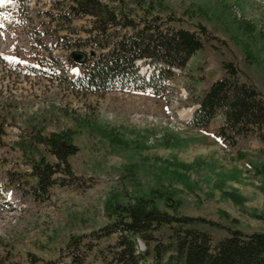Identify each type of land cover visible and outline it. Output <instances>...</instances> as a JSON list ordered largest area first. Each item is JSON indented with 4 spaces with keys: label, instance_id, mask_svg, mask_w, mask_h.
Here are the masks:
<instances>
[{
    "label": "rangeland",
    "instance_id": "rangeland-1",
    "mask_svg": "<svg viewBox=\"0 0 264 264\" xmlns=\"http://www.w3.org/2000/svg\"><path fill=\"white\" fill-rule=\"evenodd\" d=\"M69 4L75 0H0V264H70L64 247L80 236L97 244L83 264H102L96 250L115 235L96 243L90 234L112 220L114 206L154 191L170 195L180 215L203 219L196 226L214 243L230 230L264 233V141L252 134L223 143L215 136L221 117L205 130L188 124L198 94L224 76L222 62L264 95V0H163L170 26L206 28L203 49L154 92L102 97L72 86L82 70L73 54L93 51L64 47L84 37L91 18L73 21L74 33L51 22L48 14ZM66 132L77 147L68 157L73 176L58 173L40 201L32 165L57 163L40 140ZM155 206L168 210L160 199Z\"/></svg>",
    "mask_w": 264,
    "mask_h": 264
},
{
    "label": "trees",
    "instance_id": "trees-1",
    "mask_svg": "<svg viewBox=\"0 0 264 264\" xmlns=\"http://www.w3.org/2000/svg\"><path fill=\"white\" fill-rule=\"evenodd\" d=\"M156 2L142 0L136 8L125 0H112L111 5L99 0H75L66 10L48 14L52 23L70 33H74L70 30L73 21L91 18L84 37L64 43L67 50L93 51L84 55L83 62H76L82 70L72 80L74 89L98 97L112 91L154 92L158 81L163 85L172 79L174 69L184 68L203 49L206 28L198 25V31H191L170 26V21L160 16L167 10L163 0L157 2V11ZM245 53L252 57L247 50ZM143 66L149 69L147 77L140 71ZM222 69L224 76L196 97L197 107L188 124L205 130L212 120L221 117L215 136L223 143L235 145L252 134L264 141V95L252 83L240 80L233 62H222ZM72 141L71 132L52 133L40 140L57 160L55 165L43 159L32 165L37 181L31 189L40 201L49 198L58 173L73 176L68 157L77 152V147ZM153 193L149 199L114 206L112 220L90 234L96 243L115 235L112 243L96 250L102 264H264V233L230 230L227 237L214 243L196 226L206 223L203 219L180 215L170 195ZM156 199L162 200L168 210L158 209ZM84 238L71 237L65 245L70 264H83L97 245L86 244ZM45 264L59 262L49 260Z\"/></svg>",
    "mask_w": 264,
    "mask_h": 264
},
{
    "label": "water",
    "instance_id": "water-1",
    "mask_svg": "<svg viewBox=\"0 0 264 264\" xmlns=\"http://www.w3.org/2000/svg\"><path fill=\"white\" fill-rule=\"evenodd\" d=\"M73 58L76 62H83L85 59V56L83 54H73Z\"/></svg>",
    "mask_w": 264,
    "mask_h": 264
}]
</instances>
